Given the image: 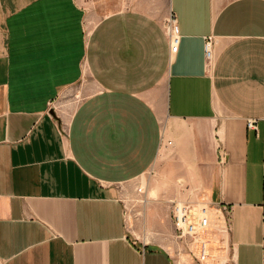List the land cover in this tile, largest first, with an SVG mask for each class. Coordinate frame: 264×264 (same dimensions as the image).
<instances>
[{
	"label": "crops",
	"instance_id": "0c3cea01",
	"mask_svg": "<svg viewBox=\"0 0 264 264\" xmlns=\"http://www.w3.org/2000/svg\"><path fill=\"white\" fill-rule=\"evenodd\" d=\"M171 201L206 207L204 261ZM0 264H264V0H0Z\"/></svg>",
	"mask_w": 264,
	"mask_h": 264
},
{
	"label": "built area",
	"instance_id": "2783aa9c",
	"mask_svg": "<svg viewBox=\"0 0 264 264\" xmlns=\"http://www.w3.org/2000/svg\"><path fill=\"white\" fill-rule=\"evenodd\" d=\"M166 29L170 39L171 52L176 51L179 41L178 28L175 22V16L170 13L166 20ZM204 57L207 63L212 58V37H204L203 45ZM254 121H248V125H253ZM170 217L174 227L175 236L188 244H197V254L195 258L198 261H204L207 257L205 250V240L199 237V232L208 230L209 220L206 214V207L200 205L197 209L189 203L171 201ZM228 219H230L228 215ZM189 253L193 254V248L187 247Z\"/></svg>",
	"mask_w": 264,
	"mask_h": 264
},
{
	"label": "rangeland",
	"instance_id": "374dc122",
	"mask_svg": "<svg viewBox=\"0 0 264 264\" xmlns=\"http://www.w3.org/2000/svg\"><path fill=\"white\" fill-rule=\"evenodd\" d=\"M147 181L148 173L146 172L137 179L126 183L123 188L128 216L126 233L137 242L151 241L157 239V236L159 237V233L151 229L148 224L147 206L150 199L146 197ZM175 254H177V259L183 260V253L176 252Z\"/></svg>",
	"mask_w": 264,
	"mask_h": 264
}]
</instances>
